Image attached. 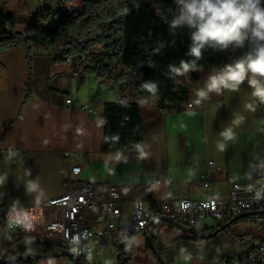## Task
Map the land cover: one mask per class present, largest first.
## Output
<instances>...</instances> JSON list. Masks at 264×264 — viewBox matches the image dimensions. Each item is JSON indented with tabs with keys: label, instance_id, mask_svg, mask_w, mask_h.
Here are the masks:
<instances>
[{
	"label": "crops",
	"instance_id": "0c3cea01",
	"mask_svg": "<svg viewBox=\"0 0 264 264\" xmlns=\"http://www.w3.org/2000/svg\"><path fill=\"white\" fill-rule=\"evenodd\" d=\"M56 50L32 46L31 54L24 46L0 55V256L10 258L25 248L16 245V233L7 228L12 204L20 208L37 206L67 193L65 183L71 166L65 157L73 152L82 166L80 180L92 182L102 192L115 186L124 190L122 208L129 218L134 203L142 200L148 207L171 192L176 202L183 199L203 200L207 196L227 198L232 184L251 182V167L264 162V105L255 111L245 108L252 102L245 84L239 92L212 95L200 106L187 109L185 104L158 107L157 97H150L148 112L130 87V102H138L147 125H154L145 137L149 157L138 159V153H124L127 162H115L116 154L104 147L106 103L119 99L122 84H113L92 75L78 86L74 69L63 62L59 70ZM51 60L49 65L46 63ZM212 66L196 72V80L183 77L189 89L202 84ZM49 82L52 85H48ZM183 84V83H178ZM193 84V85H192ZM71 99V103L67 100ZM195 115H189V112ZM233 114L245 117L235 127L237 137L227 150L217 149L219 132L230 123ZM14 152L15 155H11ZM213 161L222 170L209 168ZM31 173L29 175L28 173ZM39 178L42 195L35 200L26 184ZM209 182V189L204 184ZM246 217L237 221H216L215 226H200L209 238L192 240L187 231L167 221H159L153 231L159 235L157 248L165 264H220L225 258L242 257L260 243L255 229L241 228ZM249 223L250 221L247 220ZM228 226L224 228L225 225ZM173 227V228H172ZM152 234V233H151ZM134 251L130 264H161L143 234L133 237ZM130 246V242L126 248ZM192 259L185 261L180 249ZM115 251V252H113ZM119 252L110 249L94 257L89 264H118ZM37 264H79L69 258L44 259Z\"/></svg>",
	"mask_w": 264,
	"mask_h": 264
},
{
	"label": "trees",
	"instance_id": "16d2710c",
	"mask_svg": "<svg viewBox=\"0 0 264 264\" xmlns=\"http://www.w3.org/2000/svg\"><path fill=\"white\" fill-rule=\"evenodd\" d=\"M72 2L73 0H65L67 4ZM81 2V12L66 7L55 11L52 4H41L24 33L14 31L17 23L14 13L0 10V55L18 46L26 47L29 57L32 46L54 50L60 48L57 61L67 62L70 59L74 69L82 68L78 86L92 75L113 84L121 83L119 99L104 106V147L112 154L137 153L135 144H144L146 135L154 125L145 123L143 109L138 102L129 101V89L132 87L138 98L149 97L151 95L141 88V84L152 80L159 85L158 107H175L188 102L189 89L186 83L177 84L170 79L168 65L178 64L180 59L189 58L186 57L190 44L189 32L186 28L175 31L169 29L168 22L176 14L174 0ZM96 48L100 50L97 51ZM246 51L247 48L223 52L208 49L199 63L201 67H220ZM83 56L88 58L87 61L81 60ZM190 77L196 79V72L191 73ZM114 137H118V140H114ZM197 231L202 232L200 229ZM217 232L218 230L211 234ZM158 237L156 231L150 235L156 248ZM189 237L192 240L201 239ZM117 250L118 264H130L134 251L133 238L130 239L128 248ZM61 251L50 244L30 242L10 258L29 257L7 264H37L45 259L42 256ZM7 259L0 256V262Z\"/></svg>",
	"mask_w": 264,
	"mask_h": 264
},
{
	"label": "built area",
	"instance_id": "2783aa9c",
	"mask_svg": "<svg viewBox=\"0 0 264 264\" xmlns=\"http://www.w3.org/2000/svg\"><path fill=\"white\" fill-rule=\"evenodd\" d=\"M41 4H46L41 0ZM62 2L60 8L65 7ZM83 56L82 61H87ZM68 62H71L68 59ZM76 78L80 72H75ZM71 99L67 103H71ZM191 101L185 103L187 109ZM65 157L71 166L70 177L65 183L68 191L37 206L20 208L15 217L23 220L25 227H9L16 233V242L50 244L61 250H69L87 262L91 257L110 250L126 248L133 236L151 234L162 218L173 220L178 226L197 230L206 219L214 221L233 220L238 212H248V220L256 227L260 243L242 257L225 258L220 264H264V196L255 198V192L264 187V162L251 167V182L232 184L227 198L207 196L203 200L183 199L176 202L171 192L153 206L142 200L134 203L129 218H125L122 202L124 190L112 186L102 192L98 185L80 180L83 171L77 164V156L67 151ZM209 168L223 167L210 161ZM249 186L252 190L249 191ZM209 189L210 184H204ZM9 217V215H8ZM15 222V221H14Z\"/></svg>",
	"mask_w": 264,
	"mask_h": 264
},
{
	"label": "clouds",
	"instance_id": "9594fccd",
	"mask_svg": "<svg viewBox=\"0 0 264 264\" xmlns=\"http://www.w3.org/2000/svg\"><path fill=\"white\" fill-rule=\"evenodd\" d=\"M176 14L168 22L170 31L187 29L190 36V44L186 57L179 60L178 64L168 65V76L175 80L178 77H190L193 72L202 71L199 63L203 59L204 52L208 49L223 52L247 48V51L238 58L220 67H213L202 84L192 89V100L188 105L200 106L209 100L212 95L222 96L225 92H239L245 84L250 89L252 102L245 108L255 111L258 105H264V0H174ZM141 88L152 97H157L159 85L157 82L147 80L141 84ZM195 115V112H189ZM245 117L233 114L229 124L220 132L221 140L217 142V149L221 152L227 150L228 143L235 140L237 133L235 127H239ZM118 140V137H114ZM135 150L138 159L149 157L143 143H136ZM11 155H15L11 152ZM115 162H127V158L121 152L114 157ZM31 175V173H28ZM39 178L31 179L26 184L29 195L35 194V200L40 199L42 190L38 182ZM252 187L249 186V191ZM264 196V187L255 192V198ZM19 201L12 204V213H17ZM9 214V227H25L23 220ZM15 221V222H14ZM185 248L180 249L185 261L192 259L191 254L185 255ZM88 260H91L89 253Z\"/></svg>",
	"mask_w": 264,
	"mask_h": 264
},
{
	"label": "rangeland",
	"instance_id": "374dc122",
	"mask_svg": "<svg viewBox=\"0 0 264 264\" xmlns=\"http://www.w3.org/2000/svg\"><path fill=\"white\" fill-rule=\"evenodd\" d=\"M40 2H41V0H0V10H7L10 13H14L17 16V23L14 27V31L24 33L27 30V28L29 27L30 23L32 22L33 17L39 11V9L41 7ZM44 2L45 3L48 2L49 4H52L54 10L58 11L60 9L61 3L65 2V0H44ZM64 4H65V7L68 9H74V10H77L79 12H81L83 10V4H82L81 0H73V2L71 4H67V3H64ZM59 50H60V48L56 50V52H58V53H56L58 56H59ZM96 50L98 51V50H100V48H96ZM46 63L51 65L52 61L48 60ZM69 63L71 64V62H69ZM59 65L60 66L57 67V68H59V70H65L66 65L63 62H61ZM203 67H205V66H203ZM191 78L192 77H190L189 80ZM192 79L196 80L194 78H192ZM175 82L177 84L178 83H186V81L183 79V77L176 78ZM51 83H53V82H51ZM51 83L49 82L48 85L51 86L52 85ZM150 97L151 96L142 97V98L137 97L139 99V102L142 103L144 113L148 112V105H149ZM244 220H246V221L241 223V228L246 227V228L253 229V230L255 229V227L247 221L248 218L244 219ZM216 223L217 222L214 221L213 219H206L204 222H202V226L212 227V226H215ZM174 230L180 231L181 229L180 228H174ZM16 245L24 246V243L23 242H16ZM113 252H115V251H113ZM91 260L87 259V261H91Z\"/></svg>",
	"mask_w": 264,
	"mask_h": 264
},
{
	"label": "water",
	"instance_id": "95a60500",
	"mask_svg": "<svg viewBox=\"0 0 264 264\" xmlns=\"http://www.w3.org/2000/svg\"><path fill=\"white\" fill-rule=\"evenodd\" d=\"M247 215L248 214H244V215L238 216V217L234 218L231 222H234V221H237V220L242 219L244 217H247ZM162 220L167 221L171 225H174V226H176V227H178V228H180V229H182L184 231H187L190 235L198 237V238H201V239H206V238L212 237V236H214L216 234V233L215 234H210V235L201 234L197 230L190 229V228L183 227V226H178L173 220H170L168 218H162L159 221H162ZM227 226H228V224L225 225L224 228H226ZM150 235L151 234L145 235L146 238H147V242H148V245H149L150 249L154 252V254L156 256H158V259L160 260L161 264H165L164 260L162 259L161 255L159 254V251L157 250L156 246L151 242ZM27 257H29V256H18V257L8 258L7 260L1 261L0 264H7L9 262L20 260V259H24V258H27ZM42 257L45 258V259H57V258L65 257V258L73 259L76 262H78L79 264H88V262L84 261L82 258L78 257L76 254H74L73 252H71L69 250H66V249L62 250L59 253L48 254V255H44Z\"/></svg>",
	"mask_w": 264,
	"mask_h": 264
},
{
	"label": "bare ground",
	"instance_id": "6f19581e",
	"mask_svg": "<svg viewBox=\"0 0 264 264\" xmlns=\"http://www.w3.org/2000/svg\"><path fill=\"white\" fill-rule=\"evenodd\" d=\"M244 214H248V212H238V216H241V215H244ZM246 218H248V215H247Z\"/></svg>",
	"mask_w": 264,
	"mask_h": 264
}]
</instances>
